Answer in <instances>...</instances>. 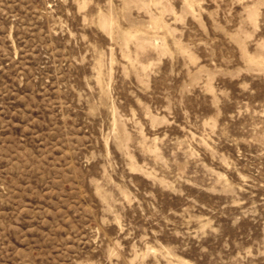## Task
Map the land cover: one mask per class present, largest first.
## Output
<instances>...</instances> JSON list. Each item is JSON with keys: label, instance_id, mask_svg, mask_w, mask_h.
<instances>
[{"label": "rangeland", "instance_id": "374dc122", "mask_svg": "<svg viewBox=\"0 0 264 264\" xmlns=\"http://www.w3.org/2000/svg\"><path fill=\"white\" fill-rule=\"evenodd\" d=\"M0 264H264V0H0Z\"/></svg>", "mask_w": 264, "mask_h": 264}]
</instances>
